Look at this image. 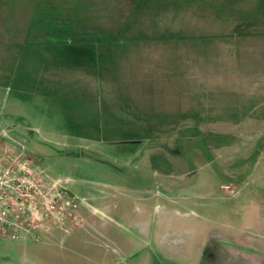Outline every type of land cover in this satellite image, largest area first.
Wrapping results in <instances>:
<instances>
[{"label":"crops","instance_id":"0c3cea01","mask_svg":"<svg viewBox=\"0 0 264 264\" xmlns=\"http://www.w3.org/2000/svg\"><path fill=\"white\" fill-rule=\"evenodd\" d=\"M256 2L0 0V91L13 92L0 107V154H28L47 170L40 154L55 156L45 142L74 137L83 114L106 128L142 131L159 116L185 124L236 118L241 93L264 92V36L249 15ZM162 7L165 22L157 20ZM184 13L186 20L175 19ZM160 24L172 32L157 35ZM70 233L50 229L40 241H16L0 264H65L73 257L65 256Z\"/></svg>","mask_w":264,"mask_h":264},{"label":"rangeland","instance_id":"374dc122","mask_svg":"<svg viewBox=\"0 0 264 264\" xmlns=\"http://www.w3.org/2000/svg\"><path fill=\"white\" fill-rule=\"evenodd\" d=\"M162 10L157 20H168ZM249 15L264 36V0L252 3ZM208 17L214 20L215 12ZM161 26L157 35L172 32ZM12 93L2 88L0 107L11 103ZM247 94H240L236 118L224 124L159 116L157 126L142 131L139 125L106 128L83 114L74 137L45 142L55 157L40 154L48 171L39 167L67 184L81 220L75 222L82 223L73 234L77 225L49 228L71 234L64 247L66 258L73 257L65 264H264V92ZM143 190L152 194L138 193ZM0 240L2 263L3 248L16 241Z\"/></svg>","mask_w":264,"mask_h":264},{"label":"built area","instance_id":"2783aa9c","mask_svg":"<svg viewBox=\"0 0 264 264\" xmlns=\"http://www.w3.org/2000/svg\"><path fill=\"white\" fill-rule=\"evenodd\" d=\"M40 168L29 158L0 154V239L40 241L42 232L53 225L68 231L70 225L79 224L74 194Z\"/></svg>","mask_w":264,"mask_h":264}]
</instances>
